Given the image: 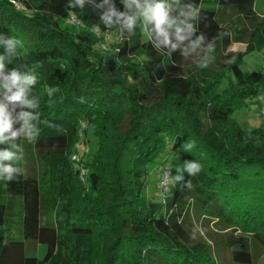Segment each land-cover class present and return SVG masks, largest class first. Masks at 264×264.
Masks as SVG:
<instances>
[{"label":"trees","instance_id":"obj_1","mask_svg":"<svg viewBox=\"0 0 264 264\" xmlns=\"http://www.w3.org/2000/svg\"><path fill=\"white\" fill-rule=\"evenodd\" d=\"M164 1L144 34L148 0H0V264H255L264 252V125L233 117L264 101V71L243 68L264 54V25L246 24L255 0Z\"/></svg>","mask_w":264,"mask_h":264},{"label":"rangeland","instance_id":"obj_2","mask_svg":"<svg viewBox=\"0 0 264 264\" xmlns=\"http://www.w3.org/2000/svg\"><path fill=\"white\" fill-rule=\"evenodd\" d=\"M149 5L148 7H140L137 10V14L140 17L141 20V26H142V31L144 32V24L146 22L150 21H155L158 22L161 20L164 7H165V1L164 0H148ZM254 10L257 13L255 17L249 19L246 21V24L249 28H254L258 25H264V0H255L254 3ZM227 19L229 20L230 24L232 27H236L237 22H236V17L234 14L229 13L227 15ZM69 22H73V19L70 18ZM108 41L105 43L104 48L109 47V43L112 42L113 34L110 33L109 36L107 37ZM113 47L116 46V43L112 44ZM245 44L240 43V42H233L228 51L231 52H236V51H242L244 48ZM208 48L206 47H199L197 52L198 55L204 56V51L205 49ZM244 50V49H243ZM194 57V56H193ZM197 57V55L195 56ZM194 61V59H193ZM192 63H187V67H189ZM243 68L244 70H263L264 71V54L263 51H258L254 50L248 53H245L243 55ZM261 103L260 102H247V104L239 109L233 112V117H235L239 124L241 125L242 128L245 129H250L253 127H258L260 125H264V117H261L259 114ZM89 138L90 144H88V148L90 150L96 149L97 147V139L95 136L90 135ZM84 147V145H83ZM82 150V144L79 146L78 151L76 152L75 156L76 159H80L81 156V151ZM77 166L82 170V175L83 180H85V173L83 172V168L80 167L79 164H77V160L75 162ZM82 163V162H81ZM169 161L167 162V164ZM83 164V163H82ZM84 165V164H83ZM85 166V165H84ZM36 164H35V159L34 158H28L27 160V170L30 174H33L36 172ZM162 168V167H161ZM161 168L160 167H154L153 170L151 171L149 175V180L150 184L147 188V194L151 196L154 200L159 201L160 198L162 197V189L159 188V177L161 175ZM43 170V172H42ZM41 174L44 175L40 181L42 182V186L44 187L45 191L50 189V181L51 179H54L55 181V176L56 173H54L51 177L48 172V166H46L44 169L41 168ZM47 199H49L47 195ZM49 202H52V199H49ZM57 200H53V205H56ZM64 205V200H61L59 203V207L57 209L59 210H53V211H48V215L45 214V218H50L52 219L53 217L59 218L61 216V211L60 208L61 206ZM193 222L194 225L192 226V229L194 230H199L200 234L205 235V231L209 235V237H213L214 239H217L221 237L223 234V231H220L219 228L215 227L213 222L211 221H198L196 220V217H193ZM28 252L31 253L32 251H35L37 253V256L39 258H42L44 253H45V247L44 245H38L36 243L33 244H26ZM223 255H228V249L223 250ZM255 264H264V252L260 255V257L257 259Z\"/></svg>","mask_w":264,"mask_h":264},{"label":"built area","instance_id":"obj_3","mask_svg":"<svg viewBox=\"0 0 264 264\" xmlns=\"http://www.w3.org/2000/svg\"><path fill=\"white\" fill-rule=\"evenodd\" d=\"M259 114L261 117H264V101L261 102V106H260V110H259ZM74 158H76V156H74ZM168 175H169V171L166 170L164 173H163V179H162V183L163 185H166L167 183V180H168Z\"/></svg>","mask_w":264,"mask_h":264},{"label":"crops","instance_id":"obj_4","mask_svg":"<svg viewBox=\"0 0 264 264\" xmlns=\"http://www.w3.org/2000/svg\"><path fill=\"white\" fill-rule=\"evenodd\" d=\"M251 29H252V28H251ZM242 44H243V43H242ZM244 47H245V46H244ZM243 49H244V48H243ZM243 49H242V50H243Z\"/></svg>","mask_w":264,"mask_h":264}]
</instances>
